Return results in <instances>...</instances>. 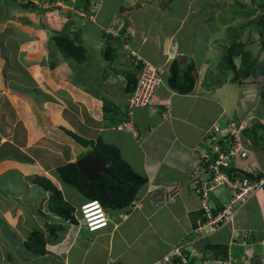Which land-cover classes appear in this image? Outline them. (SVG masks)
Segmentation results:
<instances>
[{
	"label": "crops",
	"instance_id": "obj_1",
	"mask_svg": "<svg viewBox=\"0 0 264 264\" xmlns=\"http://www.w3.org/2000/svg\"><path fill=\"white\" fill-rule=\"evenodd\" d=\"M1 1L0 223L4 228L0 230V264H154L186 243L191 244L198 264L230 257L234 264H264V188L223 227L194 231L193 221L207 217L204 211L200 216L202 198L193 189V180L211 177L200 173L199 157L216 144L225 149L221 140L208 143L209 134L215 126L227 125L226 115L239 125L247 124V133L256 123L264 124L256 109L261 95L253 88L260 84L232 83L233 74H226L230 71L222 65L229 44L221 53V47L217 52L212 48L218 46L217 40L179 43L186 26H201L196 20L201 9H193L197 0H190L186 9L177 8L179 0H91L94 15H88L77 0ZM7 4L17 17L6 16ZM124 28L128 37L122 44L116 37ZM55 32L79 40L86 59L67 58L53 40ZM109 44L116 47L113 62L103 58ZM135 55L144 66L164 67L167 75L175 60L183 66L194 64V90L178 94L163 77L150 104L130 108L127 74L137 70ZM143 69L137 71L139 77ZM217 73H224L225 79L220 80ZM231 84L241 85L242 90L235 105ZM74 136L111 146L117 143L125 161L147 179L137 197L138 207L109 211V227L96 233L52 214L50 193L36 183L37 178L51 181L76 210L85 202L83 196L75 199L78 203L72 197L68 200L64 192L68 185L57 172L92 150ZM252 136L255 140L262 135ZM248 139L259 166L254 170L261 169L264 176L257 152L264 146L256 149L263 142L257 145ZM219 186L210 191L214 209L232 199L229 189ZM40 190L46 196L38 206ZM47 223L65 227L58 239L46 233ZM181 226H189L190 232L182 236ZM35 230L46 233L45 255L27 247ZM236 235L240 243L234 244ZM6 237L16 244L3 243ZM209 244L227 246L228 255L216 258L215 252L206 250ZM231 244L236 247L232 249Z\"/></svg>",
	"mask_w": 264,
	"mask_h": 264
},
{
	"label": "trees",
	"instance_id": "obj_2",
	"mask_svg": "<svg viewBox=\"0 0 264 264\" xmlns=\"http://www.w3.org/2000/svg\"><path fill=\"white\" fill-rule=\"evenodd\" d=\"M77 1L79 7L88 13V15L93 14V12H91V0ZM259 7L264 10V2H262ZM253 12V10H247V14ZM254 28L258 30L261 36L263 44L262 48L264 49V11L260 15L257 23L254 25ZM117 32L119 33L117 34L116 38L117 40L119 39L123 44V40L126 41V38L128 37L125 34L126 29L124 28L122 31L120 30ZM109 34L111 37L113 36V33ZM53 40L56 42L59 50L67 58H81V60L86 59V49L81 45L79 40L70 37L65 32H55L53 34ZM243 47V44L240 42H233L226 47L224 61L227 63V66L225 68L231 72H234V75L231 78L232 83L244 84L246 82H251L255 84H262L264 82V61L259 63L258 58H254L252 54L248 51H245ZM115 52L116 47L109 44L106 51L103 53V58H105L107 62H113L112 55L115 54ZM236 57H240L241 59L239 67L234 60ZM135 65L137 70L127 74L126 91L130 93V95L136 91L140 81L137 71L141 67L143 69L144 66L143 62L141 61L136 62ZM163 77H166L167 84L170 89L182 95L191 93L194 90L197 81L194 64L190 63L186 66H183L179 60H175L171 64L169 74L167 75L165 71L162 78ZM261 97L264 103V90L261 92ZM257 125L262 130H264V124L259 123ZM245 133L247 134V131ZM74 137L84 146L91 145L92 150L89 152L91 155H99L104 157L113 176L101 174L98 181H90L80 172L76 163H68L57 169L62 182L77 190L84 197L85 201L97 200L101 202L107 211L122 210L130 206L137 199L142 187L146 185L147 179L133 170V168L122 157L120 151L117 148L104 143L102 140H98L96 143H94L76 136ZM260 139L262 140V136ZM262 146H264V143ZM204 165L205 164L202 162L201 166ZM247 175L251 179L262 176V174L260 176H253L251 174ZM36 183L43 186V189L50 193L48 200L49 211L59 217L61 220L78 226L79 220L76 216L77 210L64 199L62 191L59 190L58 187L55 186L51 181L46 179L37 178ZM221 209L222 208L219 207V210ZM202 212L203 210L199 211L200 216L203 214ZM214 213L217 212L214 211ZM204 222H206V219L204 218L198 223L194 220L193 226L196 229ZM46 229V233L50 236V238H54L56 240L58 239L60 232L65 230V227L61 224L47 223ZM46 233L40 230L33 231L27 240L28 249L38 255H45L47 252V241L45 237ZM206 250L209 252H215L216 258H220L222 255L223 257L228 255L227 246H223L221 244H209L206 246ZM196 258V255L192 257L190 256V263L198 264Z\"/></svg>",
	"mask_w": 264,
	"mask_h": 264
},
{
	"label": "built area",
	"instance_id": "obj_3",
	"mask_svg": "<svg viewBox=\"0 0 264 264\" xmlns=\"http://www.w3.org/2000/svg\"><path fill=\"white\" fill-rule=\"evenodd\" d=\"M164 73V69L154 68L146 64L135 93L128 98L129 107L150 104L156 87L163 83L162 76ZM245 129L246 126L237 124L231 118L225 127L215 126L209 134L208 143L221 140L225 149L216 144L213 149H205V152L199 157L200 173L211 177L208 181H203L198 176L195 177L193 180L194 188L202 198V209L207 217L206 226H212L215 230L234 218L236 210L245 205L264 184V177L259 181H252L247 176V174L253 173L255 165L258 166V163L256 164L255 153L244 137ZM209 151L211 152L209 153ZM249 158L253 159L250 165H238L239 162H246ZM202 162L205 164L204 166H201ZM217 186L228 188L232 195L228 205L224 206L221 211H217L218 208L214 209V205L209 199L211 189ZM150 193L153 195V192ZM139 204L136 202L132 207L136 208ZM76 216L79 220L78 226L91 233L106 228L110 221L109 211L101 206L97 200H88L82 203L77 209ZM187 252L191 255L195 252H192L190 243L173 248L170 254L165 255L154 264H191ZM202 264H208V262ZM214 264H233V260L232 258L229 261L216 260Z\"/></svg>",
	"mask_w": 264,
	"mask_h": 264
},
{
	"label": "rangeland",
	"instance_id": "obj_4",
	"mask_svg": "<svg viewBox=\"0 0 264 264\" xmlns=\"http://www.w3.org/2000/svg\"><path fill=\"white\" fill-rule=\"evenodd\" d=\"M11 1H13V0H11ZM2 2L3 1L0 0V5L2 4ZM22 2H24V1H22ZM188 2H190V0H179L177 8L186 9L185 5ZM262 2H264V0H197L196 2L193 3V5H194L193 9H198V8L201 9V12H199L198 17L196 19L197 22H200L201 26H198L197 28L195 26H192V25L186 26V28L184 30H182V32H180L181 33L180 34V40H178V41L180 44H203L205 42L204 40H206V41L211 40L212 44H213V41L217 40V41H215V43L219 42L218 46L213 45L212 48H215V52H217V50H218L217 47H221V50H220L221 53H223V50H225V47L227 46V44L230 45L233 42H240L244 46L243 49L245 51L250 52L254 58H258V62L261 63L264 61V49L262 48L263 44H262L261 36H260L258 30H256V28H254V25L257 23V21L260 18V15L264 11L263 9H261L259 7ZM24 5H27V4H24ZM197 6H198V8H197ZM3 9H4L6 16H9L10 19H13V15H15V17H17V14H16L17 11L14 10L13 7L9 8L8 4ZM249 9L253 10L254 12L247 14V10H249ZM202 10H203V12H202ZM199 20L203 21V23ZM251 24H252V26H251ZM208 38H209V40H208ZM135 57H136L135 62L140 61L137 59V55H135ZM234 60H235V63L237 64V66L239 67L240 63H241L240 57H236ZM222 65L226 67L227 63L224 61V62H222ZM152 67L156 68L155 66H152ZM160 68L165 70L164 67H160ZM217 74H218V77L220 80H224L226 77V75L224 73H222V74L217 73ZM226 74H231V75L233 74L234 75V72L230 71V73L227 72ZM230 88H231L232 92L234 93L232 104L235 105L236 99L241 97V93H242L241 85L231 84ZM253 88L257 89L258 94L260 93V95H261L262 90H264V82L262 84H260L259 87H253ZM249 91H251V90L249 89ZM246 93H248V91H246ZM258 106H256L257 115L261 116V118L262 117L264 118V103H263L262 97H261V103ZM250 107H252V106H250ZM119 111H120L119 114L121 115V110H119ZM230 118H233V117H229L228 115H226V117H225V119H230ZM225 119H223L222 122H224ZM257 124L258 123L255 124L254 129L250 128V133L248 132L247 134H244V137L245 138L247 137V139L248 138L252 139L253 138L252 135L260 134V135H262V140L261 139L253 140L252 139V140H250V142L252 141V142L258 143V142L263 141V143H264V130H262ZM252 125H253V123H252ZM243 126H247V124L243 125ZM121 134H126V133H121ZM116 140L119 142L118 139H116ZM112 146L117 148L118 144L113 143ZM260 146H262V145H260ZM260 146H257L256 149H259V148L261 149ZM253 147L254 146H251V149L254 151ZM210 152L211 151H209V153ZM257 152H259L260 159L264 163V150L257 151ZM252 160H253L252 158H249L245 162V164L250 165ZM257 163L258 162L256 160V164ZM256 166L257 165H255V167ZM137 173H140V172H137ZM70 188L71 187H69V186L66 187V189H64V192L66 195H69L68 196L69 201H70V197H72L73 199L71 201L75 202V199L76 198L79 199V197H81L82 195L80 193H78L76 190H74L72 188L70 189ZM193 189H195L194 185H193ZM70 190H74V191H71L69 193ZM41 194H43V195H41ZM13 195H17V194L14 193ZM23 195H25V194H23ZM37 195H38V198L39 197L42 198V199H37L38 204H39L38 206H41L42 201H43V196H46V191L40 190L37 192ZM150 196H152V195H150ZM227 197L228 196L226 194L224 196V198H227ZM215 198L218 199L219 197L218 198L215 197ZM220 202H221V200H220ZM75 203H78V201ZM7 204L8 203H6L5 205H7ZM75 206H77V205L75 204ZM28 208H30V207H28ZM28 213H29V211H28ZM28 220H31V218L28 217ZM0 225H1V223H0ZM14 225H15V223L11 224L10 226L12 227ZM6 226H8V225H6ZM3 228H4V225H1L0 230H2ZM73 228H75V227H72L71 231L73 230ZM179 230L182 232V236H185V234L187 232H190V227L189 226H181L179 228ZM192 237L193 236L190 235V238H192ZM177 238H178V234H177ZM2 239H3V243H7L10 245L16 244V242H14V240L11 241L10 237H6L5 239L4 238H2ZM231 246H232V249L236 247V245H233V244H231ZM10 248H12V247H10ZM4 251H6V250H4ZM231 253H232V251H231ZM8 256H9V258L10 257L12 258L11 253L8 254ZM164 256H162V258ZM247 257H249V256L247 255ZM162 258H160V259H162Z\"/></svg>",
	"mask_w": 264,
	"mask_h": 264
},
{
	"label": "water",
	"instance_id": "obj_5",
	"mask_svg": "<svg viewBox=\"0 0 264 264\" xmlns=\"http://www.w3.org/2000/svg\"><path fill=\"white\" fill-rule=\"evenodd\" d=\"M184 61H187L186 57H184ZM76 164L80 172L90 181H98L101 174L113 176L105 158L99 155L87 154L79 159Z\"/></svg>",
	"mask_w": 264,
	"mask_h": 264
},
{
	"label": "clouds",
	"instance_id": "obj_6",
	"mask_svg": "<svg viewBox=\"0 0 264 264\" xmlns=\"http://www.w3.org/2000/svg\"><path fill=\"white\" fill-rule=\"evenodd\" d=\"M141 77V76H140ZM135 93V92H134ZM133 93V94H134ZM132 95V94H131ZM130 96V95H129ZM248 129L246 128L245 130H244V132H243V134H245V132L247 131ZM246 140H247V138H245ZM251 148V147H250ZM253 173H249V174H251V175H253V176H260L262 173H261V169H256V170H254V171H252ZM248 176V175H247ZM264 176L262 175L261 177H259V178H254V179H251L250 177H249V179L250 180H252V181H254V180H257V181H259L261 178H263ZM264 188V184L262 185V187L257 191V193L261 190V189H263ZM256 193V194H257ZM255 196V195H254ZM253 196V197H254ZM252 197V198H253ZM251 200V199H250ZM99 202V201H98ZM136 202H138L137 201V199L130 205V206H128L127 208L129 209V210H134L135 208H133L132 206L134 205V203H136ZM100 204H101V202H99ZM101 206H103L102 204H101ZM224 206H226V205H224ZM224 206H222V207H220V208H224ZM203 210V209H202ZM222 210V209H221ZM221 210H219V208L217 209V211H221ZM204 211V210H203ZM205 213V212H204ZM231 221V220H230ZM229 221V222H230ZM206 222H207V220H206ZM206 222H204V223H202V225H200L198 228H196V229H194V231H200V229H202V228H204V229H206ZM109 224H110V221H109ZM109 224H108V226L107 227H109ZM226 225V224H225ZM224 226V225H223ZM222 226V227H223ZM106 227V228H107ZM208 227H210L211 229H214L212 226H208ZM106 228H103V229H106ZM103 229H101V230H103ZM100 231V230H99ZM99 231H97V232H99ZM91 233V232H90ZM94 233H96V232H94ZM239 239H240V236L239 235H236L235 236V241H234V244H237V243H240V241H239ZM236 242V243H235ZM180 245H182V244H180ZM179 245V246H180ZM187 255L190 257H192V256H194L195 254H190V253H188L187 252ZM187 256V257H188ZM232 257H230V258H227L226 260L227 261H229L230 259H231ZM226 260H221V261H226ZM232 260H233V264H234V262H235V259L234 258H232Z\"/></svg>",
	"mask_w": 264,
	"mask_h": 264
}]
</instances>
